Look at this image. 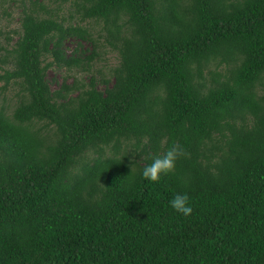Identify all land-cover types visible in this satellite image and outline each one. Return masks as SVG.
Masks as SVG:
<instances>
[{"label":"trees","instance_id":"1","mask_svg":"<svg viewBox=\"0 0 264 264\" xmlns=\"http://www.w3.org/2000/svg\"><path fill=\"white\" fill-rule=\"evenodd\" d=\"M55 2L23 1L0 57V264H264V0Z\"/></svg>","mask_w":264,"mask_h":264},{"label":"rangeland","instance_id":"2","mask_svg":"<svg viewBox=\"0 0 264 264\" xmlns=\"http://www.w3.org/2000/svg\"><path fill=\"white\" fill-rule=\"evenodd\" d=\"M23 1L26 0H0V57L4 54V47L9 48L17 38L18 34H16L15 31L20 29L19 18ZM40 1L47 6L52 13L68 16L69 2L63 4L62 8L59 10L55 8L57 5L55 0ZM72 22H75L74 19H72ZM87 23H89L88 26H91L94 31H98L102 28L101 21L94 22L91 20ZM96 35L97 33L95 32V36ZM74 44V41L68 40L66 42L67 54ZM107 49L108 48L101 49V51L98 52V56L93 60L92 67L89 71H77V77L83 81H87L91 74L96 77L100 74L108 76L110 67L117 62V54ZM4 68H7V65L0 60V74L3 73ZM47 78L52 80V88H57L62 81L61 73L57 72L56 68L53 67L47 70ZM69 81H72V77H69ZM3 86L4 81L0 79V105L4 104L5 109L9 111L19 99L20 88L16 84L7 85V87L4 88Z\"/></svg>","mask_w":264,"mask_h":264},{"label":"clouds","instance_id":"3","mask_svg":"<svg viewBox=\"0 0 264 264\" xmlns=\"http://www.w3.org/2000/svg\"><path fill=\"white\" fill-rule=\"evenodd\" d=\"M182 154V148L173 144L163 155L155 156L151 163L145 165L140 170V175L148 180L157 181L162 173H169L174 170L176 161ZM170 205L185 216L192 212V206L186 192H176L170 200Z\"/></svg>","mask_w":264,"mask_h":264}]
</instances>
